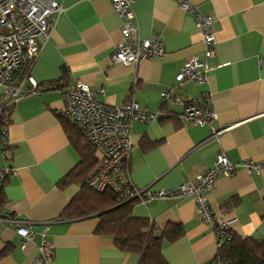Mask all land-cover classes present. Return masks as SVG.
<instances>
[{"label":"crops","instance_id":"0c3cea01","mask_svg":"<svg viewBox=\"0 0 264 264\" xmlns=\"http://www.w3.org/2000/svg\"><path fill=\"white\" fill-rule=\"evenodd\" d=\"M57 1L62 11L29 69L41 92L16 102L9 112L11 144L3 162L14 172L0 189V243L14 248L0 264H36L42 239L53 248L48 264H139V253L122 251L111 237L94 232L98 215L60 217L80 190L79 182L59 186L79 161L59 121L63 92L77 81L102 87L99 99L106 104L133 100L155 112L152 120L132 122L127 167L136 188L175 189L204 173L219 153L232 163L261 165L258 171L243 166L233 175H220L205 198L217 221L232 220V233L264 236V0H188L212 21L211 58L204 57L191 11L176 0H136L138 37L158 34L165 55L128 65L112 61L125 19L110 0ZM191 56L206 63V80L182 83L174 92L210 108V125L184 121L182 105H161L160 92L175 84ZM7 215L32 229L24 248ZM131 216L147 219L155 235L167 223L182 227V235L162 243L167 264H209L216 256L217 234L199 219L191 195L138 201Z\"/></svg>","mask_w":264,"mask_h":264},{"label":"built area","instance_id":"2783aa9c","mask_svg":"<svg viewBox=\"0 0 264 264\" xmlns=\"http://www.w3.org/2000/svg\"><path fill=\"white\" fill-rule=\"evenodd\" d=\"M113 9L125 21L121 27L123 40L112 53V61L124 65L135 64L146 58L161 59L165 55L161 38L151 34L141 39L133 19V6L136 0H110ZM180 7L194 14L200 30L204 57L215 55L212 21L200 13L188 0H176ZM62 11L57 0H0V95L4 106L14 105L28 95L41 92L35 77L30 73V66L38 56L41 46L48 40L56 23V13ZM207 65L197 57H188L180 71L175 75V84L160 92L161 105L179 104L183 106L181 117L191 125H210L213 111L202 106L198 98L185 99L176 94L174 89L182 83L202 84L206 80ZM104 93L102 87L91 88L88 84L77 81L63 92L64 108L61 112L82 132L88 142L93 144L99 156V163L85 179L88 187L97 192L113 190L129 198H138L147 203L153 199L181 198L193 196L196 199L199 219L214 229L218 239L225 241L232 237V220L217 221L208 207L205 193L212 189L220 175H233L239 167L258 171L261 165L250 162L232 163L219 153L213 165L204 173L196 175L191 181L183 182L175 189L136 188L132 185L127 162L132 148V122L148 121L155 117V112L137 101L129 100L121 105H109L99 97ZM0 108V115L2 114ZM11 141L7 127L0 131V189L4 180L14 172L11 166L3 162L9 156ZM1 199V194H0ZM6 219L14 222L15 233L21 238L24 248L34 233L26 221ZM0 220H2L0 215ZM40 256L36 264L48 259L53 254L52 245L42 239L39 245ZM216 258L209 264H225Z\"/></svg>","mask_w":264,"mask_h":264},{"label":"trees","instance_id":"16d2710c","mask_svg":"<svg viewBox=\"0 0 264 264\" xmlns=\"http://www.w3.org/2000/svg\"><path fill=\"white\" fill-rule=\"evenodd\" d=\"M13 105L4 106L0 95V131L8 127L10 109ZM66 136L76 150L79 161L77 165L60 180L62 185L79 182V192L69 200L60 214L62 218H83L98 215L94 232L100 236L111 237L115 246L128 252L140 255L139 264H167L161 254L164 240L172 241L183 233L182 227L177 223H167L159 229V234L153 233V225L147 219H138L131 216V209L138 198H129L110 189L97 192L88 187L85 179L94 171L99 163V156L93 144L87 141L77 126L65 115L59 116ZM151 144L144 147L149 148ZM219 247L216 258L226 261L225 264H264V236L243 237L232 233L229 240L218 239ZM14 245L9 242L0 243V260L11 254ZM48 259L40 264H48Z\"/></svg>","mask_w":264,"mask_h":264}]
</instances>
